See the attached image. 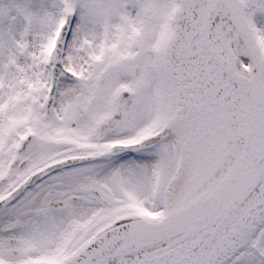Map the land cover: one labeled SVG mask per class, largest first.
<instances>
[{
  "label": "snow or ice",
  "instance_id": "1",
  "mask_svg": "<svg viewBox=\"0 0 264 264\" xmlns=\"http://www.w3.org/2000/svg\"><path fill=\"white\" fill-rule=\"evenodd\" d=\"M0 264H264V0H0Z\"/></svg>",
  "mask_w": 264,
  "mask_h": 264
}]
</instances>
